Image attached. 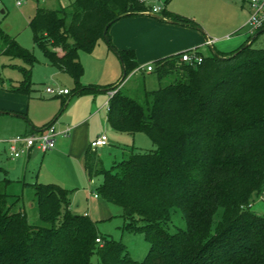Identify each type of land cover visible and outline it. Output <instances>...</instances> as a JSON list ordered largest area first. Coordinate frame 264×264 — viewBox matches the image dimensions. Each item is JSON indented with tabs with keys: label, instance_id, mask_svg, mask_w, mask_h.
I'll return each mask as SVG.
<instances>
[{
	"label": "trees",
	"instance_id": "trees-1",
	"mask_svg": "<svg viewBox=\"0 0 264 264\" xmlns=\"http://www.w3.org/2000/svg\"><path fill=\"white\" fill-rule=\"evenodd\" d=\"M151 11L143 0H74L57 10L38 8L29 24L52 66L73 79L75 95L115 91L110 128L145 134L156 145L147 153L133 149L110 169L97 150L89 148L85 155L89 178L103 179L97 195L122 208L123 229L146 237L148 255L142 262L132 259L122 242L100 234L96 222L73 214L71 191L57 185H32L45 226L32 225L22 209L15 211L21 197L8 193L11 182L5 179L0 264H94L95 255L98 264H264V216L250 210L264 190V49L246 44L229 54L216 51L196 66L180 62V55L159 59L153 71L158 78H176L146 91L140 103L120 88L139 67L136 54L116 49L109 31L121 19ZM160 16L199 28L167 8ZM107 28L108 46L123 62L126 77L109 87L83 86L80 54L93 53ZM0 43V56L25 64L12 65L23 74L12 92L30 95L36 56L1 26ZM176 210L186 229L172 234L168 227Z\"/></svg>",
	"mask_w": 264,
	"mask_h": 264
},
{
	"label": "crops",
	"instance_id": "crops-1",
	"mask_svg": "<svg viewBox=\"0 0 264 264\" xmlns=\"http://www.w3.org/2000/svg\"><path fill=\"white\" fill-rule=\"evenodd\" d=\"M154 7L163 9L165 4ZM243 8L247 12H242L245 15L240 16L239 23L234 24V20H230L231 17H228L227 20L220 21L222 22L221 30H216L214 26H206L205 28L199 26L197 29L186 26L180 27V25L170 21H161L153 16L143 14L119 20L110 28L109 34L111 42L116 49L133 50L135 52L139 67L134 71V74L137 75L141 72H147L146 69L150 63L154 64L159 59L180 55L182 52L179 51L183 48L184 52L193 47H199L202 56L211 57L216 51L229 54L243 45H253L254 38L251 37L252 34L249 31L250 35L238 32L241 28H246L245 24L250 11L247 1L243 4ZM231 22L233 23L232 26ZM147 25L150 28L167 27L173 29L177 31L180 39L172 41L167 47L157 44V40H154L155 44H151L145 39L148 31ZM263 32L264 30H262ZM211 39L216 40V43L213 46H207L206 43ZM57 52L60 55H64L61 49H57ZM165 55L170 56L163 57ZM46 61L45 63H39L45 70L44 81H61L66 73L53 67L49 60ZM80 61L85 71L82 78L83 86L109 87L117 85L122 79L121 77L124 73L122 62L116 52L109 48L106 41H101L91 54L81 53ZM17 66L20 67V65ZM36 70V66H34L32 71L33 85L38 81ZM22 80L13 86H19ZM55 87L69 89L57 84H55ZM44 94L53 96L47 92ZM44 94L41 92L37 93L34 89L30 95L18 94L23 96L22 106L12 107V110H8L9 114L0 113V125H3L0 127V137H2L0 141L9 140L20 135H33L44 131L49 126H54L59 133L56 148L47 153L33 150L23 158L16 160L10 157L5 148V153L8 155L6 159L11 163L7 164L3 160L0 161V172L6 176L3 180L7 179L11 183L16 184L22 183L25 188H32L35 183L44 184L42 182L48 181L47 183L49 184L57 185L61 188L64 187L63 189L68 188L66 190L69 191H76L78 187H89L87 182L93 184L96 179H99L91 180L89 178L85 162L86 152L95 138L102 134L108 136V146L97 150L98 153L102 150L101 158L105 165V155L111 154L108 152L115 150V153H121L123 159H126L125 155H130L135 149L129 145L133 143L136 134L125 135L116 133L108 124L109 91L75 95L74 90H70L69 95L53 96L56 100H48ZM44 166L46 168L45 178L40 176L41 169ZM11 195L19 196L17 194ZM96 195V193H90L88 202L91 203V206L82 215L97 223L101 220L100 217L106 219L107 216L99 214L102 207L92 206L93 201L101 198L100 196L96 197ZM102 200L105 202L104 207L108 206V202L104 199ZM74 201L72 196L70 210L73 214H76L74 209L78 207V204L76 203L77 201Z\"/></svg>",
	"mask_w": 264,
	"mask_h": 264
},
{
	"label": "rangeland",
	"instance_id": "rangeland-1",
	"mask_svg": "<svg viewBox=\"0 0 264 264\" xmlns=\"http://www.w3.org/2000/svg\"><path fill=\"white\" fill-rule=\"evenodd\" d=\"M21 1L22 5L18 6L17 0H0V2L2 3V5H0V26L7 34H9L11 37L16 38L23 47H25L36 56L37 64L35 66L37 69L36 75L38 76V81H36L35 85H33V89L36 90L37 93L41 92L42 94H44L46 93L45 90L47 89V87L54 88L55 84H57L63 87H67L70 90H74V81L68 74H65L61 81H44L45 70L42 65H39V63H45L48 59L46 58L42 47L35 42L33 31L29 26L30 21L35 16L38 8L57 10L62 7H69L74 0ZM167 1L168 0H145V3L151 8H153L154 6H163L165 4V7L163 9L167 8L170 10V12H175L176 14L186 19L192 20L201 28H205L206 26H214L216 30H221V20L224 21L227 20L228 17H231L230 20H234V24L239 23L240 16L245 15L244 13L247 12L246 9L243 8L244 2L242 0H170L168 4ZM2 11H4V13ZM242 12L244 13L242 14ZM232 25L233 23L231 22V26ZM146 28L148 29V31L145 39H147V41L151 44H155L156 42H154V40H157V44L161 45L162 47H167L172 43V41L180 39L177 31L167 27L150 28L147 25ZM238 32H240L241 34L247 33L248 35H250L247 28H241L240 30H238ZM251 37L254 38L252 45L254 49H264V32L260 35H258V32H256ZM255 38L257 39L255 40ZM183 50L184 48L180 49L179 52H183ZM166 56L170 55H165L163 57ZM16 64L20 65V67L25 66V64L20 60H11L7 56H0V113L5 112L6 114H9L8 110H12V107L22 106L23 96L18 95L11 90L12 87H14L13 85L23 79V74L21 73V71L12 66ZM149 65L154 67L153 63H150ZM134 73L135 72L131 73L128 76V78L123 82L120 88L124 94L140 103H143L145 101L146 91H155L162 87H166L172 84L176 78V75L174 74L160 80L155 72H141L137 75ZM44 95L48 100H56L53 96H48L46 94ZM2 126L3 125H0V127ZM120 134L129 135L126 133ZM1 139L2 137H0V140ZM129 146L136 148L140 153H147L157 149L152 140L142 133L136 134L133 143ZM5 148V144L1 142L0 161L3 160L8 164L11 162L6 159L8 155L7 153H5ZM101 152L102 150L99 151L100 157H102ZM108 153L111 154H107L104 157L106 162V169H110L115 161L123 160L121 153L117 154L115 153V150ZM126 155L125 158L129 156ZM45 171L46 168L44 166L41 169V177L43 176L45 178ZM65 174L67 175V173ZM5 177V174L0 172V181ZM47 182L42 183L49 184ZM102 182L103 179L99 177V179H96L93 184H89V182H87L89 187H78V190L76 191L71 190L70 197L73 196L75 200L74 202L77 201L76 203L78 204V207L74 209V212L76 214L82 215L87 209H89V207L91 206V203L88 202L89 195L91 192L97 194V188L102 184ZM9 194H17L21 197V201L15 207V211L22 209L32 225L38 227L45 226V223L40 219L39 216L37 199L33 188H25L22 183H11ZM104 205L105 202L101 198L92 202L93 207H102L99 211V214L101 216H107L106 219H102L103 217H100V219L103 221L100 220L97 222L100 234L103 236H107L117 242H122L126 246V251L132 257V259L138 262H142L150 251V242L141 233L133 234L123 229L125 220L123 218L122 208L110 203H108V206L106 207H104ZM104 209L108 210L105 211ZM250 210L258 215L264 216V190L260 195L254 196L251 202ZM220 217L221 212L218 214V219ZM185 229L186 221L184 215L180 210H176L172 215V222L169 224L168 231L174 234L179 230ZM92 261L94 264H98L99 257L95 255Z\"/></svg>",
	"mask_w": 264,
	"mask_h": 264
},
{
	"label": "built area",
	"instance_id": "built-area-1",
	"mask_svg": "<svg viewBox=\"0 0 264 264\" xmlns=\"http://www.w3.org/2000/svg\"><path fill=\"white\" fill-rule=\"evenodd\" d=\"M145 0H143L144 2ZM249 6V17L245 24V27L248 29L249 33L252 35L256 32L264 30V0H247ZM0 5L2 3L0 2ZM17 5L21 6L22 1L17 0ZM162 8L153 7L151 13L159 14L161 13ZM216 43V40L211 39L206 43L207 46H213ZM204 61V56L200 53L199 47H193L188 49L180 54V62L186 63L189 65H201ZM147 72H153L154 67L149 65L146 69ZM46 92L53 96L69 95V89H62L58 87H47ZM115 91L109 92V97H113ZM109 110V105H108ZM59 133L56 131L54 126L47 127L44 131L35 133L33 135H20L13 137L9 140L0 141L6 145V150L10 157L14 160L23 158L24 156L31 153L33 150H36L41 153H47L56 148L57 136ZM109 139L108 136L102 134L95 138L91 144L90 148L92 150H98L108 146ZM98 195H96L97 197ZM97 243L102 244L101 239H97Z\"/></svg>",
	"mask_w": 264,
	"mask_h": 264
},
{
	"label": "water",
	"instance_id": "water-1",
	"mask_svg": "<svg viewBox=\"0 0 264 264\" xmlns=\"http://www.w3.org/2000/svg\"><path fill=\"white\" fill-rule=\"evenodd\" d=\"M2 12L4 13V11H2ZM147 15L153 16V17H155L158 20L162 19V16H160V15H156V14H152V13H147ZM107 33H108V28L106 29V31L104 33V39H105L106 43L108 44L109 43V39H108ZM260 34H262V31L258 33V35H260ZM122 65H123V62H122ZM123 67H124V65H123ZM125 77H126V72H124L123 77H122L120 82H122L125 79Z\"/></svg>",
	"mask_w": 264,
	"mask_h": 264
}]
</instances>
